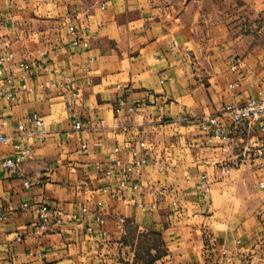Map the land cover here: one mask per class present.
<instances>
[{
	"label": "crops",
	"instance_id": "obj_1",
	"mask_svg": "<svg viewBox=\"0 0 264 264\" xmlns=\"http://www.w3.org/2000/svg\"><path fill=\"white\" fill-rule=\"evenodd\" d=\"M70 23L88 48L69 43ZM8 53L5 76L33 92L0 98V118L9 121L1 130L11 138L0 144V264H264V132L242 125L224 146L202 129L226 104L264 89V0H0V56ZM21 61L35 69L24 81L12 69ZM33 112L44 117V134L14 173L2 162L14 155L17 124ZM135 149L149 156L144 193L104 192L115 184L96 164L116 150L131 163ZM36 172L43 181L26 189ZM99 200L105 226L88 217L17 240L36 219L25 202L78 213ZM140 234L160 236L167 253L136 258Z\"/></svg>",
	"mask_w": 264,
	"mask_h": 264
},
{
	"label": "built area",
	"instance_id": "obj_2",
	"mask_svg": "<svg viewBox=\"0 0 264 264\" xmlns=\"http://www.w3.org/2000/svg\"><path fill=\"white\" fill-rule=\"evenodd\" d=\"M81 27L74 23H70L68 26V34L70 37L69 43L74 47L88 48L90 41L83 36ZM7 44V43H6ZM13 58L12 53L0 56V79H4L7 84V89L0 90V98H7L14 100L19 93L27 91L33 92L32 88H29L26 83L17 85L13 76L6 77V71L8 69V62ZM264 62V56L261 59ZM39 68L42 65L38 66ZM15 72H19V77L24 81L28 76L34 73V68L27 61H21L17 66L12 68ZM61 84L57 81L49 83V87L55 88ZM43 87V85H42ZM79 96L78 93H74L72 99L75 100ZM122 103V102H121ZM228 118L231 122L230 127H225L223 120ZM105 121L101 120V124L104 125ZM9 124L8 118H0V144L9 145L11 138L6 136L1 127ZM246 125L247 127H257L260 131L264 132V89H257L255 94L245 101L233 102L223 106L218 113L210 115L203 123L202 129L211 135V140H219L224 146L231 143V139L236 129L240 126ZM45 119L38 112H33L24 117V119L17 124L16 132L14 134L15 141L12 143L14 155L7 157L2 162V166L14 173L18 172L21 165L29 160L33 154L32 139L44 134ZM83 122H77L75 129H82ZM136 128V127H135ZM141 147H145V143L142 142ZM81 149L88 155L91 154V149L87 143L81 144ZM259 153H264V143H260L258 147ZM135 156L137 150L133 151ZM149 163L148 154L137 155L134 161L131 163H122L117 154V150L110 153L105 166L101 163L96 164L97 170H102L104 177L109 182H114L115 187L111 184L103 188L104 192H111L113 197H120L127 191H134L137 194H143L145 187L140 181L143 168ZM42 182L43 175L40 172H36L31 176H28L23 181V186L26 189L32 187L33 182ZM258 188L264 191V176L258 181ZM202 192L206 196L210 193V184L208 179L204 177L202 184ZM96 208L92 209L88 205L81 208L78 213L67 211L62 207L52 208L46 203H30L25 202L21 205V209H31L35 212L36 219L33 223L32 229L25 235H18L17 240L33 239L39 236H44L54 229L63 231L64 222L82 221L88 217H93L100 226L107 224V215L104 207V202L99 200L95 202ZM174 205H177V201H173ZM139 206L144 207L142 202H139ZM7 220V214H0V224ZM120 223H125L124 217L119 218ZM88 232H94L95 227L93 225L87 226ZM103 234H107L103 231ZM210 242L215 243L216 238L213 234L209 235ZM221 256L229 257L228 251L221 249ZM249 264V263H247Z\"/></svg>",
	"mask_w": 264,
	"mask_h": 264
},
{
	"label": "rangeland",
	"instance_id": "obj_3",
	"mask_svg": "<svg viewBox=\"0 0 264 264\" xmlns=\"http://www.w3.org/2000/svg\"><path fill=\"white\" fill-rule=\"evenodd\" d=\"M136 245V258L142 262L162 256L168 250L162 238L156 234H140Z\"/></svg>",
	"mask_w": 264,
	"mask_h": 264
},
{
	"label": "trees",
	"instance_id": "obj_4",
	"mask_svg": "<svg viewBox=\"0 0 264 264\" xmlns=\"http://www.w3.org/2000/svg\"><path fill=\"white\" fill-rule=\"evenodd\" d=\"M158 257H160V256L154 257L153 259H151V261H150V262H152L154 259H157Z\"/></svg>",
	"mask_w": 264,
	"mask_h": 264
}]
</instances>
